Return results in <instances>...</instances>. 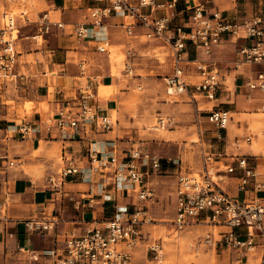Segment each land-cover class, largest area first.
Returning <instances> with one entry per match:
<instances>
[{"label":"built area","instance_id":"built-area-1","mask_svg":"<svg viewBox=\"0 0 264 264\" xmlns=\"http://www.w3.org/2000/svg\"><path fill=\"white\" fill-rule=\"evenodd\" d=\"M89 8L88 22L78 23L74 33L79 42H96L99 52H110V41L105 34L106 19L115 17L121 20L125 33L136 38L141 29L146 41L161 40L171 47L172 68L165 75L166 94L177 97L200 93L209 99L217 97L221 88L220 69L214 58V50L229 36L247 39L238 51L236 67L264 64V16L237 17L220 10H210L209 0H93ZM183 2L180 8V3ZM180 17V18H179ZM178 18V19H177ZM4 26L0 29V78L14 75L19 52L16 39L19 26L10 12L3 15ZM61 27L63 24L58 22ZM49 26H46L48 29ZM101 33L100 35H98ZM194 54L192 56L191 54ZM137 49L133 41L127 44L126 73H133ZM195 75L196 81L190 80ZM252 91L264 93V68L248 81ZM142 88V87H139ZM93 94L83 92L77 107L64 104L58 112L43 123L50 133L59 131L62 139H75L89 130H114L118 120L93 109L89 100ZM196 98V97H195ZM209 121L218 129L217 137L232 118L229 111L218 108L209 112ZM171 123V119L158 116L152 130L159 131ZM16 132L23 138L40 129L39 124L22 122ZM3 130L0 121V134ZM251 141V137H247ZM227 156V155H224ZM233 162H217V154H204V164L198 173L186 171L179 165L172 167L176 177L175 216L172 224L177 231L197 223H207L222 227L208 233L200 245H221L236 252L243 261L246 252L258 253L257 264H264V197L258 194L264 190L261 169L251 164L245 155H231ZM235 157V158H234ZM87 168L69 164L62 168L61 176L82 174L92 187L90 192L101 191L115 208L108 218H94L82 233L69 232L62 240L55 237V244L42 251L29 247L21 250L33 264L51 259V264H133V251L143 239L142 226L153 221L150 214V201L154 200L155 190L149 181L151 173L168 171L159 155L133 144L126 150L106 151L90 143ZM175 162V161H174ZM224 166V167H223ZM96 174L100 181H95ZM237 177L236 186L241 196L231 194L223 185L224 177ZM220 177V178H218ZM53 181V180H52ZM114 193L109 194L106 189ZM118 194L130 199L119 203ZM114 195V197L112 196ZM95 196L89 198L94 203ZM6 210V203H2ZM57 219L31 217L24 221L31 233H53L56 235ZM8 235L12 236L11 233ZM62 245H57L58 242ZM152 260L156 264H172L166 259L162 242L155 239L148 245ZM50 264V263H45Z\"/></svg>","mask_w":264,"mask_h":264},{"label":"crops","instance_id":"crops-1","mask_svg":"<svg viewBox=\"0 0 264 264\" xmlns=\"http://www.w3.org/2000/svg\"><path fill=\"white\" fill-rule=\"evenodd\" d=\"M38 1L40 7L26 3L24 4L26 9L15 18L19 26L15 42L19 52L18 63L12 77L0 78V121L3 127L0 134V264H33L21 250L22 247L42 251L54 246L55 237L62 240L66 233L72 231L82 233L94 218L110 217L115 206L113 202L103 198L101 191L90 192L92 185L87 180L90 176L88 170H84L87 173L86 179L82 174L62 177L61 170L72 163L87 168L90 143L106 151L114 150L116 147L120 153L132 146L124 147L125 142L114 134L115 129L103 132L82 131L77 138L70 140L62 139L57 129L50 133L47 131L43 122L54 116L64 104L77 107L83 92L93 94L89 103L94 110L112 116L113 109H118L122 91L120 89L117 93L108 95L100 88L101 85L112 86L114 82L119 86L121 77L116 75L120 79L116 81L110 71H105L111 68L109 61H103L105 55H109L108 52H99L94 41L79 42L74 33L76 24L89 21V8L94 1ZM207 4L210 10L228 12L240 18L255 14L263 16L264 0H209ZM13 5L21 7L23 3L21 0H0V7L3 6L5 9H10ZM182 5L183 2L179 7ZM52 11L60 14L52 15ZM5 12H2V16ZM58 22L63 25L60 27ZM120 23L121 20L115 17L106 19L104 31L109 38L110 46L121 45L126 53L127 44L133 41L137 54L132 60L136 61L141 56L139 42L143 31L138 28L136 38H130ZM2 25L4 26V23L0 21V29ZM46 26L49 28L46 29ZM239 39L243 38L229 36L225 41L237 42ZM243 40H245L243 44L249 43L247 39ZM154 41L164 43L158 39ZM125 64L126 62L124 71ZM134 64L136 66L138 63ZM263 68L264 64L241 67L234 64L233 71L239 72V77L234 81L235 90H238V93L234 92V98H231L230 94L225 96L223 86L225 78L220 70L221 88L217 99L227 100L219 103L220 106L217 108L208 109V112L218 108L227 110L230 114H242L244 113L242 110L246 109L254 110L255 113L264 111V93L252 91L248 87V81ZM125 76L128 77V74ZM50 88H53V98L50 97ZM26 103L33 105L30 113L25 106ZM232 120L233 118L230 121ZM24 121L37 123L40 129L23 138L16 132V127ZM224 130L229 135L228 126ZM239 150L240 153L237 154L239 156L257 157L258 154H264V146L258 147L256 153L252 147ZM219 154L223 157L217 161L218 163H224L223 160L229 159L224 156L228 154V144L224 145L223 151ZM261 171L263 175L260 180H264V170ZM233 177L223 182V185L231 194L241 196L236 186L237 181H233ZM94 180L100 181V175L96 174ZM106 192L114 193L108 188ZM92 195L96 199L94 203H89ZM117 201L126 203L130 199L118 194ZM4 202L6 210L2 209ZM36 216L57 219L56 235L28 232L24 221ZM9 233L12 236L8 235ZM57 245H62V242L59 241ZM138 246L139 244L133 251V261ZM250 256L254 264H257L255 259L258 253L254 252H246L244 256L246 260L244 261L243 257V261L240 262L237 258L236 263L253 264ZM46 262L51 264V259L43 258L40 264Z\"/></svg>","mask_w":264,"mask_h":264},{"label":"rangeland","instance_id":"rangeland-1","mask_svg":"<svg viewBox=\"0 0 264 264\" xmlns=\"http://www.w3.org/2000/svg\"><path fill=\"white\" fill-rule=\"evenodd\" d=\"M21 2L23 3L21 7L18 5H13L10 9L0 7L2 24L4 23L2 12H10L16 18L26 9L24 8L26 3L40 7L38 0H21ZM262 5L264 16V4ZM51 14L60 13L52 11ZM39 40L41 41L42 38L40 37ZM244 42L243 39L237 42L224 41L214 54L225 78L223 86L226 97L230 94V97L234 98V94L238 93L234 81L239 77V72L233 71L234 61ZM139 44L141 56L135 61L138 64L128 77L123 70L126 60L124 47L121 45L108 47L109 55H105L103 61H109L111 68L105 71H110L116 81L120 79L121 81L119 86L115 82L112 86H100L108 95L115 94L120 89L122 91L118 109H113L112 116L118 120L114 134L122 138L125 142L123 146L128 148L133 144L139 145L159 155L162 163L169 167L168 171L163 170L149 175L148 179L155 190L154 200L149 203L153 221L142 226L143 239L134 255L133 264H156L152 261V254L148 250V245L155 239L163 243L166 259L172 264H238L235 251L221 245H200L208 233L218 232L223 229L222 227L197 223L179 231L175 229L172 220L175 216L176 177L172 167L182 165L186 171L198 173L204 164V154L217 153V161L221 160L223 155L219 152L223 151L226 144H228L226 157L229 159L223 160L225 162H233L231 155L240 153L239 148L252 147L253 152L256 153L258 147L264 146V111L255 113L254 110L246 109V111L242 110L244 112L242 114H231L233 120L228 122L230 133L227 135V131L222 130L223 139H219L217 127L209 121L208 109L219 107V103L226 101L227 98L217 99L219 93L214 99H209L200 93L195 94L196 98L191 93L169 97L166 94L164 78L171 72L173 65L171 47L164 46V43L159 41H146L145 37L140 38ZM191 55L194 56L193 52ZM196 79L195 75L190 77L192 81ZM50 89V97L53 98V88ZM25 106L30 113L32 103H26ZM158 116L170 118L171 123L159 131H154L152 126ZM256 136L259 138L257 139ZM247 137H252L251 141H247ZM258 155L246 157L251 164L258 165L264 170V154ZM224 179V181L229 180L228 177ZM233 181H237L236 176L233 177ZM259 196L264 197V191H261ZM216 238H219L218 234ZM19 259L18 257V261ZM255 260L258 262L259 258ZM250 261L255 263L252 257Z\"/></svg>","mask_w":264,"mask_h":264},{"label":"bare ground","instance_id":"bare-ground-1","mask_svg":"<svg viewBox=\"0 0 264 264\" xmlns=\"http://www.w3.org/2000/svg\"><path fill=\"white\" fill-rule=\"evenodd\" d=\"M214 233H215L216 235L218 234V232H217V231H215Z\"/></svg>","mask_w":264,"mask_h":264}]
</instances>
